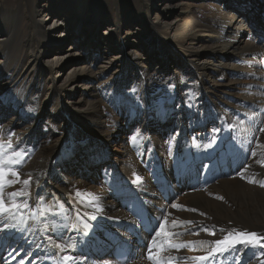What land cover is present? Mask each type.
Masks as SVG:
<instances>
[{
    "label": "bare ground",
    "instance_id": "bare-ground-1",
    "mask_svg": "<svg viewBox=\"0 0 264 264\" xmlns=\"http://www.w3.org/2000/svg\"><path fill=\"white\" fill-rule=\"evenodd\" d=\"M262 130L264 0H0V144L24 153L2 196L28 204L0 216V261L118 264L116 242L124 264H155L146 245L163 264H264V242L192 259L264 237ZM112 139L119 166L97 160Z\"/></svg>",
    "mask_w": 264,
    "mask_h": 264
},
{
    "label": "snow or ice",
    "instance_id": "snow-or-ice-1",
    "mask_svg": "<svg viewBox=\"0 0 264 264\" xmlns=\"http://www.w3.org/2000/svg\"><path fill=\"white\" fill-rule=\"evenodd\" d=\"M132 140L135 141L136 137L135 136L132 137ZM10 147L11 145L9 144L7 148ZM7 148L3 144H0V216H4L5 218L14 216L15 213L23 207H28L26 201H24L23 203H17L18 197H23L27 195V193L24 192L23 190L10 193L9 203H6L3 199L2 193L4 188L8 187L11 183L15 182V181H10L8 179V176L12 175V176H16L17 179L19 178L18 173L12 171L11 166L19 164L23 160V155H24V153L22 152H14L11 155H6ZM253 155H255V153H253ZM30 183L31 181L28 179H25L23 181L25 187H27ZM260 183H261V187H264V181ZM173 207H175V205H173ZM91 219H95V217L93 216L91 217ZM4 227L7 228L8 225L5 224ZM160 227L163 228V225H160ZM160 236H161V232L156 231L155 236L152 237V241L154 244L156 243L157 238ZM261 242H264V237H258L255 232H251V233L240 232L237 233L235 236H233L232 233H229L227 236L224 237V239L217 240L215 242L216 245L215 248L209 251L207 255L196 256L193 257L192 259L200 262L216 260L217 257L225 256L226 253H229L233 249H235L237 244L254 246L255 244H259ZM68 247L71 248L74 247V245H68ZM173 247H177V246L173 245ZM146 248L148 252L147 258L150 261H154L155 264H163V262L157 257V255L153 254L151 245H146ZM61 264H77V261L75 257L72 255H64L61 259Z\"/></svg>",
    "mask_w": 264,
    "mask_h": 264
},
{
    "label": "rangeland",
    "instance_id": "rangeland-1",
    "mask_svg": "<svg viewBox=\"0 0 264 264\" xmlns=\"http://www.w3.org/2000/svg\"><path fill=\"white\" fill-rule=\"evenodd\" d=\"M129 10H131V8H129ZM128 10V11H129ZM132 11H134V10H132ZM152 16H153V14H151ZM53 16H54V14H51L49 17H48V19H47V23L48 24H52L53 22H55L54 20H53ZM67 39V41L69 42L70 41V39L69 38H66ZM131 48V47H130ZM133 48V47H132ZM84 61V60H83ZM209 125V124H208ZM137 130V128L135 127V126H131L130 128H129V130L126 128V133H125V136H124V138H123V141L125 142V145L126 146H129V140H128V137H129V135H130V133L131 132H134V131H136ZM121 136H123V133L121 134ZM115 139H112L111 140V142H110V147H109V150L105 153V154H103L102 152L101 153H99V155H98V162L99 161H101V160H105V162L106 163H109V164H116V165H120V163H119V161H116V159L118 158V156L120 155V153H119V151L120 150H122V147L121 146H119L115 141H114ZM118 141V140H117ZM102 162V161H101ZM101 162H99V163H101ZM104 162V161H103ZM118 163V164H117ZM226 170V169H225ZM175 184L176 183H171V184H167V187H166V192H168L169 190H171V191H173V192H175V190L177 189L176 187H175ZM168 202V201H167ZM189 229H187V231H188ZM109 252H111V249H109ZM185 252L187 253V254H190V252H189V250H186L185 249ZM10 254H16L15 252H11ZM16 256H19V254H16ZM6 263V261H0V264H5Z\"/></svg>",
    "mask_w": 264,
    "mask_h": 264
}]
</instances>
